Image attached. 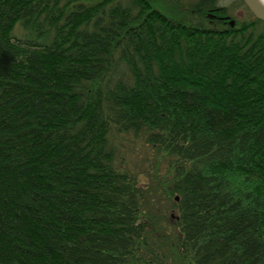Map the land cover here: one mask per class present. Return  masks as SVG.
<instances>
[{
	"label": "trees",
	"instance_id": "16d2710c",
	"mask_svg": "<svg viewBox=\"0 0 264 264\" xmlns=\"http://www.w3.org/2000/svg\"><path fill=\"white\" fill-rule=\"evenodd\" d=\"M220 1L0 0V264H264V22Z\"/></svg>",
	"mask_w": 264,
	"mask_h": 264
},
{
	"label": "rangeland",
	"instance_id": "374dc122",
	"mask_svg": "<svg viewBox=\"0 0 264 264\" xmlns=\"http://www.w3.org/2000/svg\"><path fill=\"white\" fill-rule=\"evenodd\" d=\"M236 2L238 3V0H224L223 5L229 7L231 10V14L236 18L251 19V14L248 12L249 9H247V7H245L244 5L241 6L239 5V3L237 4Z\"/></svg>",
	"mask_w": 264,
	"mask_h": 264
},
{
	"label": "water",
	"instance_id": "95a60500",
	"mask_svg": "<svg viewBox=\"0 0 264 264\" xmlns=\"http://www.w3.org/2000/svg\"><path fill=\"white\" fill-rule=\"evenodd\" d=\"M247 8L260 21L264 22V4L259 0H243Z\"/></svg>",
	"mask_w": 264,
	"mask_h": 264
},
{
	"label": "flooded vegetation",
	"instance_id": "af4514ba",
	"mask_svg": "<svg viewBox=\"0 0 264 264\" xmlns=\"http://www.w3.org/2000/svg\"><path fill=\"white\" fill-rule=\"evenodd\" d=\"M240 1H241V0H238V3H239ZM223 3H224V0H221V1H220V4L223 5ZM236 3H237V2H236ZM238 3H237V4H238Z\"/></svg>",
	"mask_w": 264,
	"mask_h": 264
},
{
	"label": "bare ground",
	"instance_id": "6f19581e",
	"mask_svg": "<svg viewBox=\"0 0 264 264\" xmlns=\"http://www.w3.org/2000/svg\"><path fill=\"white\" fill-rule=\"evenodd\" d=\"M259 2H261L262 4H264V0H259Z\"/></svg>",
	"mask_w": 264,
	"mask_h": 264
}]
</instances>
